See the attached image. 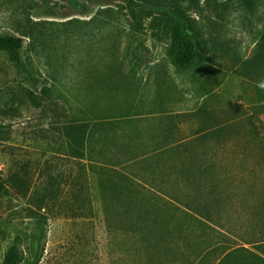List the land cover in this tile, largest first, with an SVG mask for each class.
<instances>
[{"label": "rangeland", "instance_id": "rangeland-1", "mask_svg": "<svg viewBox=\"0 0 264 264\" xmlns=\"http://www.w3.org/2000/svg\"><path fill=\"white\" fill-rule=\"evenodd\" d=\"M213 6L188 17L222 52L183 70L123 0H0V35L29 34L0 52V264L264 258V0Z\"/></svg>", "mask_w": 264, "mask_h": 264}, {"label": "trees", "instance_id": "trees-1", "mask_svg": "<svg viewBox=\"0 0 264 264\" xmlns=\"http://www.w3.org/2000/svg\"><path fill=\"white\" fill-rule=\"evenodd\" d=\"M127 2L133 9H139L147 12L148 15H152L150 21V27L152 29H163L169 28L172 33L171 43L174 57L177 59L178 65L183 70H189L197 67L200 64H203L210 59L216 58L218 54H221L222 47H219V44L207 36L204 32V23L203 22H193L190 21L188 14L194 12L198 16L204 11H210L215 8L213 3H216V0H123ZM244 3L250 5L254 0H243ZM108 11V10H107ZM113 15L112 13H107L106 16ZM203 18V17H202ZM202 20H207L202 19ZM208 25L214 29L216 27L215 23L209 22ZM19 27V26H18ZM23 30L14 28V31L18 33L16 35H0V52L7 54V57L10 62L18 63L19 61V51L22 48V38L29 37L27 32L28 25L24 24L22 27ZM264 49L262 46L258 47L256 55L253 57V62L258 60L261 52ZM169 124H172L171 121L164 123L163 131L166 147L170 148V151L175 152V148L180 146L178 143L180 135L174 132V128L170 127ZM110 126V125H109ZM118 129L124 130L120 124L111 125L109 127L110 136L113 131ZM101 130H103L101 128ZM86 131V129H85ZM88 133V131H86ZM174 133L176 135H174ZM109 136V138H110ZM256 136V133H254ZM257 137V136H256ZM90 138H85L84 145L90 146ZM6 190L5 182L0 178V193ZM264 242V241H259ZM246 252L247 250L241 248L238 250ZM247 253V252H246ZM236 252L227 253L219 261L218 264H223L231 257H236ZM258 264H264V258L255 256ZM19 255L15 248H9L2 259L1 264H18Z\"/></svg>", "mask_w": 264, "mask_h": 264}]
</instances>
